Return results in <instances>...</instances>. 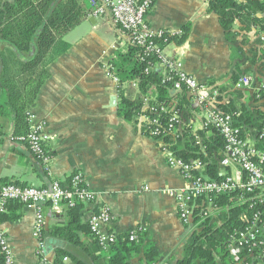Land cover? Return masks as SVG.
Listing matches in <instances>:
<instances>
[{
  "label": "crops",
  "instance_id": "1",
  "mask_svg": "<svg viewBox=\"0 0 264 264\" xmlns=\"http://www.w3.org/2000/svg\"><path fill=\"white\" fill-rule=\"evenodd\" d=\"M80 1L86 13L63 36L68 48L48 65V77L29 110L46 122L51 174L44 171L25 143L13 137L10 127L8 132L0 129V181L49 187L82 172L97 195L94 203L82 208V223L88 224L92 211L106 207L113 219L105 227L108 231L119 235L145 229L141 251L131 264H147L144 251L149 244L158 251L157 264H176L185 257L184 247L192 230L180 216L175 193L187 188L190 181L179 168L169 165L158 141L144 131V115L133 120L121 116V95L135 99L139 94L134 83L120 91L113 73L112 63L128 51L129 41L110 13L95 15L90 0ZM148 22L156 31L175 32L192 23L184 44L170 43L165 52L181 59L185 70L200 83L218 86L224 99L236 96L231 94L235 73L246 75L250 71L260 80L256 86L264 84V69L259 73L258 66L246 58L255 45V32L229 39L218 15L209 11L207 0H154ZM260 38L264 41V33ZM243 90L251 97V104L256 90ZM190 123L195 131L206 127L200 112ZM65 208L57 213L50 204L44 205V253L35 234V207L10 210V215L18 217L2 223L13 264H37L41 254L54 260L57 249L72 254L64 264H77L73 256L85 264L108 263L107 248L95 249L90 235L79 232L78 242H70L53 234L55 228L68 222Z\"/></svg>",
  "mask_w": 264,
  "mask_h": 264
},
{
  "label": "trees",
  "instance_id": "2",
  "mask_svg": "<svg viewBox=\"0 0 264 264\" xmlns=\"http://www.w3.org/2000/svg\"><path fill=\"white\" fill-rule=\"evenodd\" d=\"M209 11L218 15L220 25L231 40L251 32L257 35L249 62L264 69V0H207ZM86 8L80 0H0V129L8 132L13 128V137L25 135L29 130L28 112L34 105L41 86L48 77V65L68 48L63 36L84 17ZM259 14L261 16H259ZM192 23H187L180 34H166L163 46L175 42L180 46L187 40ZM162 42V41H161ZM154 54L145 55L143 48L130 45L127 52L113 61V73L118 78V88L124 91L126 85L137 84L139 94L135 99L121 95L120 114L125 119L146 115L157 118L163 129L175 125L176 133L163 137L174 154L186 162L199 160L202 169L192 173L210 180L222 176L220 161L223 158L225 141L220 132L212 125L194 130L190 120L198 112L205 110V105L195 102L187 91L172 93L174 81L163 79L157 71L149 70L157 62ZM259 70V71H260ZM249 76L253 86L260 80L251 74L235 73L232 76L234 89L240 79ZM231 94L236 96L224 99L218 97L220 111L234 118V125L243 138L256 139V146L264 150V137L259 135L264 128V97L257 90L253 92L254 101H246L245 92L235 87ZM260 94V95H259ZM258 96V97H257ZM242 101H241V100ZM164 108V110H162ZM173 118H176L173 121ZM156 126V125H155ZM154 125L147 124L144 131L152 135ZM158 140L157 136L154 137ZM229 171V169H227ZM72 177V176H71ZM59 181L65 189H71L70 180ZM9 183L0 181V189ZM238 193L218 196L214 201L219 213L204 216L205 198L197 200L187 226L191 235L185 244V257L176 264H223L229 257L230 236L240 226V215L246 205L236 203ZM86 203L66 207L68 222L55 228L53 234L70 242H78L79 232L94 238L95 249H101L99 239L92 233L89 223L81 220V211ZM204 204V205H203ZM25 204L11 200L0 213V221L15 220L18 216L10 215V210ZM93 212V211H92ZM143 234L131 241L129 233L117 235L116 241L108 247L110 258L106 264H131V260L141 251ZM0 253L2 254L1 250ZM147 264H157L158 251L149 244L144 251ZM1 264L4 256L1 255ZM72 254L67 249H57L54 264H63L64 258ZM77 264H85L73 256Z\"/></svg>",
  "mask_w": 264,
  "mask_h": 264
},
{
  "label": "built area",
  "instance_id": "3",
  "mask_svg": "<svg viewBox=\"0 0 264 264\" xmlns=\"http://www.w3.org/2000/svg\"><path fill=\"white\" fill-rule=\"evenodd\" d=\"M90 3L95 15H103L107 12L111 14L126 34L130 45L142 47L147 56L155 55L158 61L152 64L149 70L157 71L165 80H173L174 91H187L194 97L196 103L205 105V110L200 112V115L204 118L206 125H212L220 132L225 141L223 158L220 161L222 177L218 180H210L192 173L193 170L202 169L201 161L182 160L168 147L169 144L163 141V137L176 133L175 125L170 124L168 129H163L157 118L144 115V127L147 124L156 125L151 133L154 137L157 136V141L166 154L169 165L179 168L183 176L190 181L187 188L175 193L181 218L185 222L189 221L200 198H205L206 207L203 214L207 216L212 211L219 210L214 201L218 196L238 193L236 203L246 205V209L240 215V226L230 236L229 257L223 264H264V150L256 146V139L247 136L243 138L240 130L234 125V118L219 110L218 97L222 95V91L218 86L200 83L196 77L185 70L181 59L166 54L163 43L167 42V39H161L166 34L176 36L180 32L156 31L151 27L148 14L154 0H90ZM235 87L254 88L264 97V84L253 86V79L249 76L242 77ZM175 119L173 118V121ZM28 124V132L16 139L25 143L42 164L44 171L51 174L52 156L46 146L49 138L46 122L38 120L29 111ZM262 137H264V128L259 135V138ZM70 185L71 189H65L59 181H54L49 187L6 184L0 189V213L5 211V205L11 200L34 206L36 209L35 234L40 241V252L44 253V205L50 204L55 212L61 213L65 206L73 207L77 202L91 205L96 201L97 195L86 184L82 172L72 175ZM112 220L110 210L106 207L90 213L88 221L90 229L103 248H107L117 239V234L105 229ZM144 231V227H139L129 232V239L137 240L138 235ZM0 250L4 256V264H13V251L1 221ZM43 255L41 254L37 264H54L53 260ZM66 259L64 258L63 264Z\"/></svg>",
  "mask_w": 264,
  "mask_h": 264
},
{
  "label": "rangeland",
  "instance_id": "4",
  "mask_svg": "<svg viewBox=\"0 0 264 264\" xmlns=\"http://www.w3.org/2000/svg\"><path fill=\"white\" fill-rule=\"evenodd\" d=\"M244 37H245V36H244ZM256 39H257V38H255V39H254V42H253V44H255V43H256V42H255V41H256ZM252 55H253V54H252V52H249V53H248V56H247L246 58H248V60H249V59H250V57H252ZM259 70H260V69H258V71H259ZM259 73H260V71H259ZM238 89H242V90H243L244 88H238ZM243 91H244V90H243ZM247 96H248V95H247ZM247 96H246V94L244 95L245 99H246V100L249 102V100H248V99H250L251 97H247ZM217 211H219V210H217ZM217 213H219V212H212V214H213V215H215V214H217Z\"/></svg>",
  "mask_w": 264,
  "mask_h": 264
},
{
  "label": "water",
  "instance_id": "5",
  "mask_svg": "<svg viewBox=\"0 0 264 264\" xmlns=\"http://www.w3.org/2000/svg\"><path fill=\"white\" fill-rule=\"evenodd\" d=\"M177 92H182V91H174V90L172 89V93H177Z\"/></svg>",
  "mask_w": 264,
  "mask_h": 264
}]
</instances>
